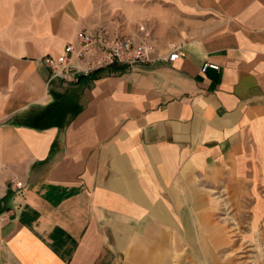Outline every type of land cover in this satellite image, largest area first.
I'll use <instances>...</instances> for the list:
<instances>
[{
    "label": "crops",
    "instance_id": "obj_1",
    "mask_svg": "<svg viewBox=\"0 0 264 264\" xmlns=\"http://www.w3.org/2000/svg\"><path fill=\"white\" fill-rule=\"evenodd\" d=\"M61 2L0 0V264H162L175 236L221 251L243 201L216 190L264 173V0ZM79 20L151 60L52 78Z\"/></svg>",
    "mask_w": 264,
    "mask_h": 264
},
{
    "label": "rangeland",
    "instance_id": "obj_2",
    "mask_svg": "<svg viewBox=\"0 0 264 264\" xmlns=\"http://www.w3.org/2000/svg\"><path fill=\"white\" fill-rule=\"evenodd\" d=\"M46 5H53L55 0H40ZM36 3V0H30ZM61 4L73 5V0H62ZM78 21L77 33L89 26H80ZM105 27L99 25L94 28ZM107 28V27H106ZM68 28H62V31ZM93 29V28H92ZM108 29V28H107ZM57 29H54L56 33ZM122 34V33H121ZM77 35V34H76ZM76 37V36H75ZM50 47L47 43L31 44L33 49ZM245 178V184L250 178ZM251 185H243L242 188H230L222 186L217 189L225 197L239 196L243 202L226 203L222 205L221 219L226 235L222 236V249L216 252H201V250L177 251L180 247L175 236V250L168 251L159 256V263L162 264H264V173L254 172ZM198 242V241H197ZM163 259V260H162Z\"/></svg>",
    "mask_w": 264,
    "mask_h": 264
},
{
    "label": "built area",
    "instance_id": "obj_3",
    "mask_svg": "<svg viewBox=\"0 0 264 264\" xmlns=\"http://www.w3.org/2000/svg\"><path fill=\"white\" fill-rule=\"evenodd\" d=\"M150 53L146 41H134L119 32L98 27L79 31L75 39L65 45L59 57H46L43 61L50 68L52 78L77 82L80 77L113 65L135 66L147 63L151 60ZM179 57L180 53L175 49L168 59L175 61ZM209 68L219 70L220 67L211 63L203 65V71Z\"/></svg>",
    "mask_w": 264,
    "mask_h": 264
},
{
    "label": "trees",
    "instance_id": "obj_4",
    "mask_svg": "<svg viewBox=\"0 0 264 264\" xmlns=\"http://www.w3.org/2000/svg\"><path fill=\"white\" fill-rule=\"evenodd\" d=\"M110 69L111 70H118V69H120V67L118 65H113L112 67H110ZM103 71L104 70L95 71L94 73L90 74L89 76L80 77L78 82L85 80V79H89V78L98 79V78H100V75Z\"/></svg>",
    "mask_w": 264,
    "mask_h": 264
}]
</instances>
